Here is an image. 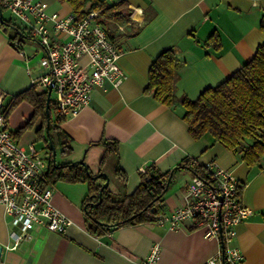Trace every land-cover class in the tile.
Listing matches in <instances>:
<instances>
[{
  "label": "crops",
  "instance_id": "1",
  "mask_svg": "<svg viewBox=\"0 0 264 264\" xmlns=\"http://www.w3.org/2000/svg\"><path fill=\"white\" fill-rule=\"evenodd\" d=\"M120 1L128 10L124 19L101 15L100 20H105L114 44L121 50L119 61L125 78L117 88L106 82V89H94L88 106L59 123L69 137L70 148L61 147L58 163L83 159L92 174L105 172L108 189L117 198L134 191L141 182L140 172L149 165L163 174L173 170L164 195V210L171 211L184 204L185 185L193 175L187 168H174L190 158L198 164L214 160L239 179L242 202L251 211L235 226L232 244L241 252L240 264H264V157L248 165L210 134L193 139L182 119L184 107L180 103L168 107L145 93L149 67L166 48H172L179 61L178 98L194 100L204 89L223 82L264 44L260 28L264 0H108V4ZM42 3L48 13L72 12L66 0ZM7 18L16 24L10 14ZM18 29L29 35L28 30ZM13 34L0 25V88L5 103L29 88L32 78L46 72L39 62L30 64L38 54L32 47L24 45V56L10 45L11 39L29 38L32 45L35 40L30 35L11 38ZM33 113L29 102L18 103L7 115L10 130L23 126ZM41 126L42 119L37 117L15 139L22 145L32 142L38 149ZM43 147L46 151L45 144ZM118 169L125 173V181L116 175ZM51 184L52 203L71 224L64 233L29 232L15 250L3 251L1 264H146L154 244L159 245V254L153 264H222L218 240L205 237L203 230L190 222L176 229L138 222L92 234L86 230L81 207L87 182L62 179ZM7 242L0 205V243Z\"/></svg>",
  "mask_w": 264,
  "mask_h": 264
},
{
  "label": "built area",
  "instance_id": "2",
  "mask_svg": "<svg viewBox=\"0 0 264 264\" xmlns=\"http://www.w3.org/2000/svg\"><path fill=\"white\" fill-rule=\"evenodd\" d=\"M0 5L35 40V45L22 39L15 44L24 56V45L41 53L39 64L46 72L32 78V83L47 91L53 81L58 116L77 115L91 102L94 89H106V82L117 88L123 82L121 50L100 23L99 10L90 9L77 18L73 12H46L42 0H0ZM4 95L0 88V205L9 227L4 250H15L29 232L64 233L71 220L52 203L53 187L47 176L50 150L41 155L32 142L22 145L15 139L4 112ZM188 163L198 164L192 158ZM202 165L207 177L192 175L185 185L184 204L164 210L153 223L176 229L190 222L205 237L218 240L222 264H240L241 252L232 244L235 226L251 213L241 199V182L214 160ZM158 254L159 245L154 244L146 264H153Z\"/></svg>",
  "mask_w": 264,
  "mask_h": 264
},
{
  "label": "trees",
  "instance_id": "3",
  "mask_svg": "<svg viewBox=\"0 0 264 264\" xmlns=\"http://www.w3.org/2000/svg\"><path fill=\"white\" fill-rule=\"evenodd\" d=\"M66 1L77 18H82L90 9L99 10L100 15L106 19L118 21L128 14L123 1L112 5L108 4V0ZM0 10L3 13L4 8L1 5ZM100 23L113 41L105 20H100ZM0 25L6 33L10 32L11 25L17 27L3 14ZM260 28L264 31V17L260 21ZM18 36L19 34L15 32L11 38H18ZM178 70L179 61L173 49L162 50L149 67L145 93L168 107L180 103L184 107L182 119L186 122L188 132L193 139H200L205 134H210L214 141L220 142L227 149L239 154L246 164H257L264 157V44L259 45L254 56L223 82L215 87L204 89L194 100L187 96L179 98L176 96ZM21 101L29 102L34 108V113L23 126L12 132L13 136L19 137L32 126L37 117H40L42 126L37 131L38 136L50 152H52L50 142L54 149L60 146L68 150L69 137L59 128V123L65 118L56 114L54 106L52 111L51 98L49 117L46 116V91L32 84L6 103L4 108L6 115ZM110 143L115 144L114 141ZM104 161L105 155L101 163ZM183 167L189 169L193 175L207 177L202 164H189L186 161L174 169ZM169 172L163 174L153 165H149L140 172L141 182L132 193L117 198L107 186L102 190L100 201L98 194L105 178L99 176L93 179L94 174L90 170L87 172L83 164L56 163L50 156L47 176L50 182L62 179L70 182H87L88 189L81 206L85 217V227L88 232L99 234L113 226L138 222L153 223L155 217L164 211V195L168 188L166 180ZM116 175L125 181L124 172L118 169Z\"/></svg>",
  "mask_w": 264,
  "mask_h": 264
},
{
  "label": "water",
  "instance_id": "4",
  "mask_svg": "<svg viewBox=\"0 0 264 264\" xmlns=\"http://www.w3.org/2000/svg\"><path fill=\"white\" fill-rule=\"evenodd\" d=\"M2 18V10H0V19ZM11 29H13L17 34H19L21 37H25L24 34H22V32L14 25H11L10 26ZM10 45L11 46H14V47H17L16 44H15V41L13 39L10 40ZM52 85H53V81L49 84L48 86V89L46 91V103H45V112H46V116L49 117V102H50V96H51V90H52ZM48 122V121H47ZM48 125V123H47ZM50 148H51V156H52V160L53 162H55V149L54 147L52 146L51 142H50ZM73 165H76V164H83L84 165V168L86 169L87 172H89V169H88V166L86 165V163L84 162L83 159H80V160H76L74 162H72ZM172 173H173V170H170L169 172V175L167 177V180H166V187H168L169 185V182L171 180V176H172ZM99 176H103L105 178V182L102 184L100 190H99V201L101 200V197H102V190L108 186L109 184V177L108 175L105 173V172H100L98 174H94L92 175V178L93 179H96L98 178ZM3 251H4V244L0 243V264H1V261H2V256H3Z\"/></svg>",
  "mask_w": 264,
  "mask_h": 264
},
{
  "label": "rangeland",
  "instance_id": "5",
  "mask_svg": "<svg viewBox=\"0 0 264 264\" xmlns=\"http://www.w3.org/2000/svg\"><path fill=\"white\" fill-rule=\"evenodd\" d=\"M4 12V17H9V13L6 11V10H4L3 11ZM16 22V24H17V26L18 27H20L21 29H23L24 31H26L27 29L25 28V26H23V24L22 23H20V22H18V21H15ZM24 27V28H23ZM10 32L11 33H14L15 34V31L13 30V29H11L10 30ZM13 34V35H14ZM24 40H25V42H28V43H30L31 45H32V43H34L31 39H29V38H24ZM26 48V47H25ZM40 57H41V54L40 53H38L36 56H34V57H32V59L30 60V64L32 65V64H35V65H37L38 64V62H39V59H40ZM51 100H52V111H53V99H54V92H52L51 93ZM43 145H44V143H43V141H40L38 144H37V147H38V150H39V153L41 154V155H45L44 153H45V150H44V147H43ZM55 152H56V154H55V162H60L61 160V155H62V152H63V149L60 147V146H57L56 147V149H55ZM183 182H184V180H182ZM7 226V225H6ZM8 230H9V227L7 226V232H8Z\"/></svg>",
  "mask_w": 264,
  "mask_h": 264
}]
</instances>
